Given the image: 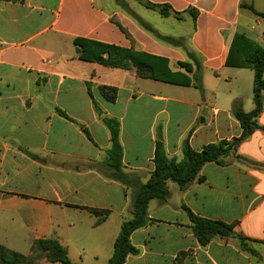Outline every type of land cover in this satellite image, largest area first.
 <instances>
[{
	"label": "crops",
	"instance_id": "crops-1",
	"mask_svg": "<svg viewBox=\"0 0 264 264\" xmlns=\"http://www.w3.org/2000/svg\"><path fill=\"white\" fill-rule=\"evenodd\" d=\"M147 4L169 6L170 13ZM140 8L187 31L163 29ZM252 9L263 13L264 0H0V245L29 256L35 242L54 239L73 264H108L123 222L132 218L134 189L114 179L104 119L120 121L122 170L142 184L155 170L159 141L181 161L187 138L195 151L239 139L233 111L238 102L246 113L255 109L254 71L226 63L236 34L264 47V19ZM136 17L182 45L159 40ZM75 39L166 59L193 86L83 61ZM198 75L203 93L194 87ZM104 86L118 90L114 103L102 96ZM146 117L151 124L142 135ZM257 124L223 163L203 167L202 180L184 191L169 182V199L150 202L153 221L132 234L139 254L125 264H264V111ZM187 210L235 225L255 253L232 236L202 246Z\"/></svg>",
	"mask_w": 264,
	"mask_h": 264
},
{
	"label": "trees",
	"instance_id": "trees-1",
	"mask_svg": "<svg viewBox=\"0 0 264 264\" xmlns=\"http://www.w3.org/2000/svg\"><path fill=\"white\" fill-rule=\"evenodd\" d=\"M147 6L159 10L163 16H167L170 13L169 6L150 4H147ZM253 12L264 19V12L258 13L254 10ZM136 18L147 31L154 34L159 40L182 45L181 41L159 35L141 19ZM74 44L80 54L79 58L83 61L96 62L119 69L136 68L144 78L174 85L193 86L192 79L187 75L171 72L169 62L166 59L85 39H75ZM105 55L107 56L105 57ZM226 64L228 67L233 68L252 69L255 73V109L250 113H246L241 103L238 102L233 111L235 119L239 121L243 130L241 137L229 142L222 141L216 144H210L204 147L202 151H195L190 146L189 138H187L183 143V159L181 161L177 158H169L166 154L164 144L159 141L156 144L154 157L155 170L152 173L151 179L146 184H142L139 178H134L123 172V146L120 140V121L112 118L104 119V123L111 135L112 147L108 152V163L110 168L114 170V179L134 189L132 218L123 222L114 245L113 255L108 264H125L129 256H137L139 254V250L131 242V236L135 231L145 228L153 221L149 218L148 214L151 201L159 200L164 203L169 199V182L176 183L183 191L186 190L195 180H202L199 178V175L206 164L211 162L223 163L222 160L228 157L242 141L250 137L258 127L257 120L264 111V47L259 46L243 34H236ZM180 66L185 68L188 73H192L193 71L189 64L181 63ZM194 87L202 93L204 92L202 80L199 75L196 77ZM88 91L92 96L90 85H88ZM100 92L105 100L110 103H114L117 100L118 90L116 88L104 86L100 88ZM94 106L98 110L95 102ZM61 113L70 119L64 112ZM85 132L88 135V132ZM187 211L195 234L202 246L208 245L216 236H232L239 240L243 250L255 253L249 248L247 239L235 233V225H228L220 221L197 217L189 210ZM90 212L95 216L101 217L109 214V212L105 211L99 212L91 210ZM43 244L50 247L53 261L62 264H73L68 257L67 250L59 241L54 239L35 242L32 254L38 246ZM31 255L24 256L20 253L9 251L0 245V264H25Z\"/></svg>",
	"mask_w": 264,
	"mask_h": 264
},
{
	"label": "rangeland",
	"instance_id": "rangeland-1",
	"mask_svg": "<svg viewBox=\"0 0 264 264\" xmlns=\"http://www.w3.org/2000/svg\"><path fill=\"white\" fill-rule=\"evenodd\" d=\"M140 12L143 14V16H146V17H154V19L157 21V24L159 27L163 28V29H166V30H169L175 34H178L179 32H186L184 30V26L183 25H175L176 27H173L171 24L173 22H160L161 18L158 16L157 13L153 12V11H150L148 9H145V8H140ZM155 21V22H156ZM160 22V23H159ZM253 76H254V79H255V74L253 73ZM126 126L129 124V121H126L124 123ZM150 124H151V121H150V118L149 117H146L140 127H141V132H142V135L145 133V131L147 129H149L150 127ZM142 143L144 144V147L147 148V145H148V138H145V139H142L141 140ZM128 151L129 152H132L134 150V147L136 146L134 143H131L129 142L128 144ZM146 151V150H145ZM68 221L70 223L74 222V217L70 216ZM22 251H24L23 254H28L30 252V249H28L26 247V245L24 244L22 246ZM30 259L25 263V264H62V263H59V262H55L52 260L51 258V249L48 245H40L38 246L35 251L33 252V254L31 255V257H29Z\"/></svg>",
	"mask_w": 264,
	"mask_h": 264
}]
</instances>
